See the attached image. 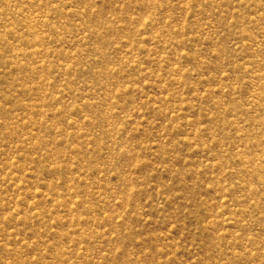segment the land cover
<instances>
[{"label": "rangeland", "instance_id": "rangeland-1", "mask_svg": "<svg viewBox=\"0 0 264 264\" xmlns=\"http://www.w3.org/2000/svg\"><path fill=\"white\" fill-rule=\"evenodd\" d=\"M0 264H264V0H0Z\"/></svg>", "mask_w": 264, "mask_h": 264}]
</instances>
